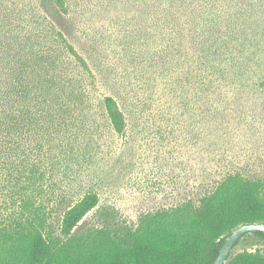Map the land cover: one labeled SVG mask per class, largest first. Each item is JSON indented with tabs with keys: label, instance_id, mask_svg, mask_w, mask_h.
<instances>
[{
	"label": "trees",
	"instance_id": "1",
	"mask_svg": "<svg viewBox=\"0 0 264 264\" xmlns=\"http://www.w3.org/2000/svg\"><path fill=\"white\" fill-rule=\"evenodd\" d=\"M37 7L34 41L9 39L0 27V264H213L236 227L264 224V180L230 174L197 203L147 213L135 228L75 234L99 200L88 191L64 209L57 231L51 178L72 144L71 121L90 114L97 99L92 113L111 131L126 124L117 95L97 94L106 81L93 51L69 42L74 23L110 12L124 31L132 28L154 72L174 74L202 115L226 108L229 85L243 79L247 44L221 31L206 0H38ZM245 237L264 242V232H248L234 247ZM231 251L224 264H264L259 248Z\"/></svg>",
	"mask_w": 264,
	"mask_h": 264
},
{
	"label": "rangeland",
	"instance_id": "2",
	"mask_svg": "<svg viewBox=\"0 0 264 264\" xmlns=\"http://www.w3.org/2000/svg\"><path fill=\"white\" fill-rule=\"evenodd\" d=\"M37 1L0 0V27L9 29V39L35 40L41 29ZM206 2L216 10L221 31L247 44L243 79L229 85L226 108L214 115L200 113L174 74L164 79L154 72L132 28L124 31L110 12L89 13L87 22L71 26L69 42L78 51H93L106 81L97 94L117 95L126 124L122 133L111 131L92 113L97 99L89 103L90 114L71 121L72 144L51 178L57 231L64 209L88 191L99 200L75 234L135 228L147 213L197 203L230 174L264 180V0ZM253 247L264 253V242L251 245L250 237L231 252Z\"/></svg>",
	"mask_w": 264,
	"mask_h": 264
},
{
	"label": "water",
	"instance_id": "3",
	"mask_svg": "<svg viewBox=\"0 0 264 264\" xmlns=\"http://www.w3.org/2000/svg\"><path fill=\"white\" fill-rule=\"evenodd\" d=\"M264 232V224L260 223H250L242 224L236 227L225 239L222 246L220 247L218 254L213 262V264H224L230 251L233 249L236 242L248 232Z\"/></svg>",
	"mask_w": 264,
	"mask_h": 264
}]
</instances>
